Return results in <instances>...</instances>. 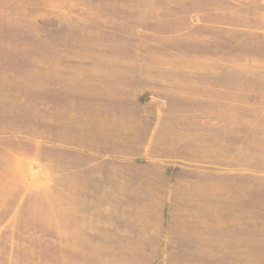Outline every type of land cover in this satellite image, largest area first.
I'll use <instances>...</instances> for the list:
<instances>
[{
    "label": "rangeland",
    "instance_id": "1",
    "mask_svg": "<svg viewBox=\"0 0 264 264\" xmlns=\"http://www.w3.org/2000/svg\"><path fill=\"white\" fill-rule=\"evenodd\" d=\"M0 264H264V0H0Z\"/></svg>",
    "mask_w": 264,
    "mask_h": 264
}]
</instances>
